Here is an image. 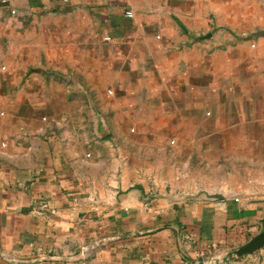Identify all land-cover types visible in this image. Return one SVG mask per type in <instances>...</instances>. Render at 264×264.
<instances>
[{"label":"crops","instance_id":"obj_1","mask_svg":"<svg viewBox=\"0 0 264 264\" xmlns=\"http://www.w3.org/2000/svg\"><path fill=\"white\" fill-rule=\"evenodd\" d=\"M252 4L260 22L248 23ZM263 11L264 0H0V264H264V245L233 254L263 229L264 185L249 189L247 164L216 184L224 199L173 200L206 189L154 190L193 187L194 151H169L154 179L117 159L148 136L125 126L148 110L176 140H195L201 110L240 126L225 138L245 140L252 119L264 128V31L240 36L264 29Z\"/></svg>","mask_w":264,"mask_h":264},{"label":"rangeland","instance_id":"obj_2","mask_svg":"<svg viewBox=\"0 0 264 264\" xmlns=\"http://www.w3.org/2000/svg\"><path fill=\"white\" fill-rule=\"evenodd\" d=\"M248 8L252 10L251 14H248V23L260 22L261 15L258 6L252 4L248 5ZM262 18L264 19V11ZM236 22L243 24L244 20L236 19ZM216 30L219 31L218 27L211 29L214 34L217 32ZM245 30L247 31L240 34V36L246 38L248 43L256 40L259 34L264 31V29L258 28H248ZM226 31H223L222 27V31L220 32H222L221 34L227 35ZM232 42L235 43V41ZM218 47H223V44H220ZM262 74H264V70ZM45 79L48 80L47 77ZM52 79L65 84V86L73 87L76 85L79 90V86L82 85L77 77L53 76ZM69 110L75 111L76 113L80 111L77 108H70ZM84 110L80 115L86 117L85 113L89 109L84 108ZM201 112L198 123L200 134L196 136L195 140H176L177 132L174 129L175 125L170 127L169 125L160 123L159 118L151 115L149 110L144 113V119L148 118L145 122H135L125 125L128 126L126 130L131 134L138 135L144 132L148 136L146 139L137 138L133 141V154L130 153L129 155L125 154L124 156L117 157L120 164L118 168H122L121 165L127 166L139 178L143 176L148 177L146 176V171L150 170L151 174L149 178L154 179L153 175H158L165 165L175 161V153L169 151H194L190 153V164L188 166L193 171L192 184L194 186L158 187L154 189L156 192L166 191L175 193L177 191H191L195 190L200 184H205L207 190H212L216 188V184L220 180H223L229 173H232L231 170L235 168L239 169L238 167L244 166L245 164H247L248 169L246 184L249 189L251 188L254 191L262 190L264 185V128H260L255 120L252 119L247 127H243L242 125V130L247 133L245 140L225 138L221 135L223 132L239 133L240 126L235 123H228L229 121H227L224 112H219L220 115L216 116V120L213 119L212 113L207 115L203 110ZM188 127L191 128L192 125H188ZM213 131H219L220 135L212 136ZM163 151L168 152L164 153ZM238 151H248V155L246 157L239 156L236 154ZM109 158L111 157L109 156ZM108 163L110 166V160ZM129 180L130 182H134L132 179Z\"/></svg>","mask_w":264,"mask_h":264},{"label":"water","instance_id":"obj_3","mask_svg":"<svg viewBox=\"0 0 264 264\" xmlns=\"http://www.w3.org/2000/svg\"><path fill=\"white\" fill-rule=\"evenodd\" d=\"M168 197L173 200L196 199L198 197H204L206 199H211V200H221L225 198V194L218 189L206 190L199 188L194 192H187V193L182 192V193H178L176 196H168ZM262 222H263V229L254 237H252L248 242L235 249L233 251L234 255L242 256L245 254H249L264 245V219Z\"/></svg>","mask_w":264,"mask_h":264},{"label":"built area","instance_id":"obj_4","mask_svg":"<svg viewBox=\"0 0 264 264\" xmlns=\"http://www.w3.org/2000/svg\"><path fill=\"white\" fill-rule=\"evenodd\" d=\"M124 15L125 17H131L132 16V11L131 10H125L124 12ZM105 40L109 39V37H105L104 38ZM85 90V89H83ZM45 205L42 203V207H44ZM202 264H227L224 260H219L218 258L216 257H209V258H206Z\"/></svg>","mask_w":264,"mask_h":264}]
</instances>
